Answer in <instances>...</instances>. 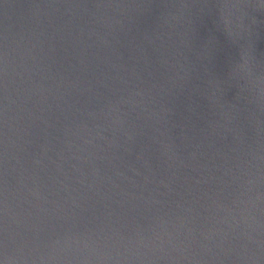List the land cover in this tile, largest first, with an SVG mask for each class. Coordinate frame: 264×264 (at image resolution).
Segmentation results:
<instances>
[{"label":"water","instance_id":"1","mask_svg":"<svg viewBox=\"0 0 264 264\" xmlns=\"http://www.w3.org/2000/svg\"><path fill=\"white\" fill-rule=\"evenodd\" d=\"M0 264H264V0H0Z\"/></svg>","mask_w":264,"mask_h":264}]
</instances>
